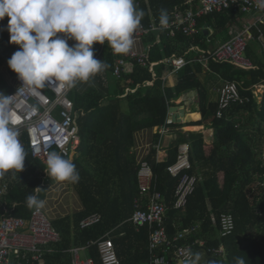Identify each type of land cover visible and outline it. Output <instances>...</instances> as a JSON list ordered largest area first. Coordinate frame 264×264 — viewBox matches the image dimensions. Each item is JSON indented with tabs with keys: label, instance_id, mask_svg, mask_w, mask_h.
I'll return each mask as SVG.
<instances>
[{
	"label": "trees",
	"instance_id": "1",
	"mask_svg": "<svg viewBox=\"0 0 264 264\" xmlns=\"http://www.w3.org/2000/svg\"><path fill=\"white\" fill-rule=\"evenodd\" d=\"M187 2L135 0L136 6L144 12L141 23L145 25L152 20L159 23L161 9L167 10L170 19L175 10L185 9ZM240 16L233 10L204 15L198 19L199 31L192 36L179 33L169 37L162 31L158 42L155 34L143 37L144 48L145 44L150 45L148 61H161L152 69L154 77L148 66L130 61L117 79L112 72L114 56L110 48H102V44L94 42V57L101 59L106 67L82 88L76 84L69 92L77 113L75 124L80 140L71 159L79 180L70 183L82 208L50 220L60 239L47 245L41 258L33 264H72L70 249L86 244L87 254L99 263L95 242L102 237L112 240L118 264L149 262L151 228L138 227L130 220L136 208H142L146 201V196L140 194L137 179L142 160H138L132 149L137 131L162 125L174 132V142L168 147L165 158L157 160L158 148L153 146L144 160L151 166L155 189L161 192L166 205L164 225L168 238L172 240L181 230L196 225L194 232L175 244L189 245L192 253H199V264L210 261L236 264L238 257L243 258L245 264H264V91L260 98L252 91L253 85H264V57L258 52L257 42L250 41L245 52L255 65L253 69L244 70L225 62L208 63L209 69L223 79L236 81L245 98L243 103H233L220 118L216 117L217 103L208 101L207 89L199 79L201 63L185 64L173 73V83L169 77L163 80L165 70L169 69L162 62L164 58L175 54L190 59L195 56L194 51L188 52L191 47L208 49L211 39L225 42L230 38L228 26L238 22ZM8 20L7 16L0 20V66H6L9 74L16 77L18 74L7 63L18 50V45L9 41ZM206 26L211 27V34L206 35ZM68 43L72 45L75 41L69 39ZM11 88L7 87L0 71V92L7 95ZM126 88L134 91L126 92ZM189 89L198 91L200 120L169 122V108ZM196 116L190 115L191 118ZM202 121H208L212 129L209 143L205 142L202 132L195 131L199 129L196 126H189L193 131L182 130L183 126ZM156 134V143H159L160 134ZM19 139L27 154L25 166L19 173L9 171L0 176V182L7 183L2 213L28 218L32 209L26 206V197L35 194L34 188L40 187L38 196L43 200L49 178L44 171L46 164L32 156L26 133L22 132ZM183 142L189 145L191 167L187 172L194 176L195 186L186 205L174 208L175 190L181 177L172 176L167 166L175 162L178 145ZM93 213L101 216L100 221L81 228L80 221ZM223 213H230L235 222L233 232L227 236L219 233ZM162 249H167L165 256L171 257L170 247H158L155 255Z\"/></svg>",
	"mask_w": 264,
	"mask_h": 264
},
{
	"label": "built area",
	"instance_id": "2",
	"mask_svg": "<svg viewBox=\"0 0 264 264\" xmlns=\"http://www.w3.org/2000/svg\"><path fill=\"white\" fill-rule=\"evenodd\" d=\"M223 10L253 12L261 16L257 21L244 24L241 30L233 32L228 40L219 43L211 50L191 47L188 52L194 51L195 56L190 59L175 54L164 58L162 62L169 69L165 70L163 80L165 81L185 64L196 61L204 67L208 66L209 61H214L231 63L244 70L255 68L245 52L248 43L256 40L260 44L261 54L264 57V32L261 29V25L264 26V0H188L185 9H177L172 13L166 28L160 29L159 23L153 20L147 25L140 23L134 34V45L128 53L115 54L109 47L114 56L113 75L117 79L121 78L126 64L133 61L141 66H148L154 77L152 69L161 61H148L150 45L145 44L146 48L137 50L135 47L137 41H141L143 37L150 34H155L158 42L159 33L162 31L166 32L169 37H175L179 33L192 36L199 31L198 19L200 17ZM253 30L257 32L256 35ZM104 47H108L107 43L102 44V48ZM147 83L151 84L152 81H147ZM70 90L56 81H51L43 88L33 90L23 85V82L16 76L7 94L12 95L7 110L10 118L16 121L14 126L19 128L20 133H26L32 156L41 159L45 164L47 155L52 151L70 158L80 142L78 128L75 124L77 113L69 97ZM125 90L126 92L134 91L133 88ZM244 100L236 81H224L218 89L216 117H222L224 111L228 110L233 103H243ZM159 131L160 134H164L168 128L162 125ZM154 147L158 148L156 145ZM190 167L189 145L184 142L180 143L175 162L167 166V171L172 176L181 177L175 190L174 208H183L187 197L194 190L195 178L187 172ZM153 178L151 166L146 160H142L137 179L140 194L146 196V201L142 208H136L130 220L138 227L148 225L151 228L148 242L151 257L147 264H158V258L162 259L164 264H172V260L185 263L186 252L191 251L190 247L183 244L177 245L175 241L184 239L194 232L197 226L181 230L172 240L168 238L164 225L166 205L161 192L155 189ZM6 192L7 183L0 182V264H33L41 258L47 245L59 241V233L42 209L33 208L28 218L4 215L2 213L5 208L3 197ZM100 219L101 216L98 213H93L83 218L79 225L81 228H87L98 223ZM234 227L233 216L230 213L221 214L220 236L231 234ZM95 243L99 253V263L87 254L86 244L70 249L72 264H118L114 244L109 237H102ZM158 247H170L171 257L165 256L167 249H162L158 255H155ZM82 251L85 252L83 257L81 256ZM221 251L222 249L219 250Z\"/></svg>",
	"mask_w": 264,
	"mask_h": 264
},
{
	"label": "clouds",
	"instance_id": "3",
	"mask_svg": "<svg viewBox=\"0 0 264 264\" xmlns=\"http://www.w3.org/2000/svg\"><path fill=\"white\" fill-rule=\"evenodd\" d=\"M5 16L9 41L19 46L7 63L23 85L35 90L56 81L71 89L106 67L94 57V42L107 43L115 54L129 52L144 12L135 0H0V20ZM168 25L167 10L161 9L159 27ZM69 39L75 43L69 45ZM11 96L0 92V176L22 171L27 157L20 130L7 110ZM44 171L57 182L79 180L75 164L56 151L47 155ZM34 189L26 206L39 210L45 201L38 196L41 188ZM200 259L199 253L188 251L185 264H199ZM158 264L164 261L158 258ZM236 264L245 260L238 257Z\"/></svg>",
	"mask_w": 264,
	"mask_h": 264
},
{
	"label": "crops",
	"instance_id": "4",
	"mask_svg": "<svg viewBox=\"0 0 264 264\" xmlns=\"http://www.w3.org/2000/svg\"><path fill=\"white\" fill-rule=\"evenodd\" d=\"M215 13H219V12H215ZM260 16L261 15H259V13H253V12L245 13L244 15L240 16L238 22L232 23L228 26V31L230 36L233 32L237 30H241L244 24L257 21V19ZM206 27H205L206 35H208V33L211 34L212 33L211 27L208 26ZM263 28L264 26L261 25L262 31ZM254 31L255 30H253V32ZM252 41L257 42L258 52L262 56L260 44L258 43V41L256 40H252ZM219 43H222L219 39L214 42L213 39H211V41L208 40V44L210 45V47L204 50H211ZM135 47L137 50H142L144 48L143 41L142 40L137 41L135 43ZM178 56L186 57L185 55H178ZM0 71L2 73V70ZM173 76L174 74L169 76L171 83H173L174 80ZM198 76L201 82L204 84L205 88L207 89L208 101L217 103L218 89L222 86L223 82L226 81V79L220 77L216 72L209 69L208 66L207 67L203 66L202 72H200ZM217 77H219L221 81L214 84V80H216ZM15 78L16 77H14V80ZM84 83L86 84L87 82ZM79 85H81V83H79ZM259 85L264 87V85L262 84ZM191 114H196L197 116L195 118H191L190 117ZM200 118H201V113H200V104H199V94L196 89H189L183 92L178 97V99L174 101V105L170 107L168 111L169 122L170 121L197 122L198 120H200ZM208 125H209L208 121H202L201 124L183 126L182 130L193 131V130H189V126H196L199 129L195 131L202 132L204 134L205 142L209 143L210 137L212 135V129L209 128ZM160 128L161 126L153 127L152 129H142L135 133L134 145L132 151L134 152L138 160H144L149 154V152L152 150L153 146L155 145L158 146L156 153L157 158L161 160L166 157L168 147L175 140V134L171 130L168 131L167 133L160 134L159 131ZM156 133L160 134L159 143H156L158 137ZM49 180L51 181L54 179H49ZM69 184L70 182H57L56 180H54V184L48 186L45 197L43 198V200L45 201V205L42 208V210L45 212V214L50 220H56L64 216L71 215L72 213L82 208V203L78 194L75 192V190L72 187H70ZM172 264H183V263L174 260Z\"/></svg>",
	"mask_w": 264,
	"mask_h": 264
},
{
	"label": "rangeland",
	"instance_id": "5",
	"mask_svg": "<svg viewBox=\"0 0 264 264\" xmlns=\"http://www.w3.org/2000/svg\"><path fill=\"white\" fill-rule=\"evenodd\" d=\"M240 14H242V15H244L245 13H243V12H241ZM241 15V16H242ZM0 70H2V74L5 76V79H6V82H7V87L9 86V88H11L12 87V85L14 84V76H12V75H10L9 74V72H8V69H7V67L6 66H0ZM221 80L219 79V77H217L216 78V80H214V84L215 83H218V82H220ZM79 83H81V82H78L77 83V85H78V87L79 86H81V88H82V86H84V82L83 83H81V85H79ZM222 83V82H221ZM43 91H44V89H43ZM252 91H253V94L257 97V98H260V96H261V93L264 91V87L263 86H261V85H259V84H257V85H255V86H252ZM46 92V91H45ZM207 134V133H206ZM72 159V156H70V158H69V160H71ZM48 184L49 185H53L54 184V180H49L48 179ZM70 185V187H72L71 186V183L69 184ZM83 255H85V252L84 251H82L81 252V256L83 257Z\"/></svg>",
	"mask_w": 264,
	"mask_h": 264
}]
</instances>
